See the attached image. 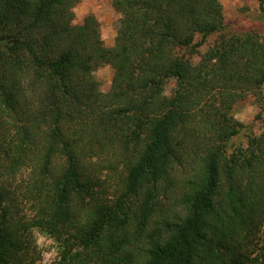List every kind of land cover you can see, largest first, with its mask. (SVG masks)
I'll use <instances>...</instances> for the list:
<instances>
[{
  "label": "trees",
  "instance_id": "1",
  "mask_svg": "<svg viewBox=\"0 0 264 264\" xmlns=\"http://www.w3.org/2000/svg\"><path fill=\"white\" fill-rule=\"evenodd\" d=\"M110 1L108 47L79 0H0V264L34 229L56 264H264V121L228 150L264 39L223 33L220 0Z\"/></svg>",
  "mask_w": 264,
  "mask_h": 264
},
{
  "label": "rangeland",
  "instance_id": "2",
  "mask_svg": "<svg viewBox=\"0 0 264 264\" xmlns=\"http://www.w3.org/2000/svg\"><path fill=\"white\" fill-rule=\"evenodd\" d=\"M220 2L224 16L223 33H242L248 30H255L264 39V3L260 5L258 0H220ZM74 12L75 23L77 24L81 23L88 15L94 16L99 22L100 35L105 46L110 47L114 44L120 15L115 12L110 0H79ZM217 35H209L198 50L200 52L205 51L208 44L213 42ZM112 75L113 71L110 66L103 65L93 72L92 77L99 82L101 90L107 91L111 85ZM234 114L235 118L241 121L245 127L229 141V151L239 145L245 146L247 135L257 134L262 130L264 102L259 107L253 101L252 96H249L235 104ZM17 182H20V178ZM20 189L23 193L21 185ZM21 191L18 192L19 195ZM26 207H24V211L29 214ZM32 234L34 247L22 264H56L60 258L59 243L50 235L36 229L32 231ZM262 236L258 242L260 245L264 244V235Z\"/></svg>",
  "mask_w": 264,
  "mask_h": 264
}]
</instances>
